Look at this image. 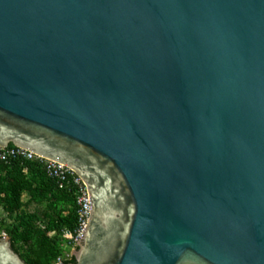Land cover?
I'll list each match as a JSON object with an SVG mask.
<instances>
[{
  "label": "water",
  "instance_id": "1",
  "mask_svg": "<svg viewBox=\"0 0 264 264\" xmlns=\"http://www.w3.org/2000/svg\"><path fill=\"white\" fill-rule=\"evenodd\" d=\"M10 144L87 186L68 264H264V0H0Z\"/></svg>",
  "mask_w": 264,
  "mask_h": 264
},
{
  "label": "trees",
  "instance_id": "2",
  "mask_svg": "<svg viewBox=\"0 0 264 264\" xmlns=\"http://www.w3.org/2000/svg\"><path fill=\"white\" fill-rule=\"evenodd\" d=\"M32 205L38 209L27 210ZM0 210V236L10 237L12 248L27 264H55L59 258L64 264L75 262L65 256L71 246L64 236L77 227L75 189L59 188L40 161H0Z\"/></svg>",
  "mask_w": 264,
  "mask_h": 264
},
{
  "label": "built area",
  "instance_id": "3",
  "mask_svg": "<svg viewBox=\"0 0 264 264\" xmlns=\"http://www.w3.org/2000/svg\"><path fill=\"white\" fill-rule=\"evenodd\" d=\"M15 158L38 160L43 164L47 175L57 181L59 188L69 186L74 187L76 194L77 227L73 233L66 230L64 236L70 241L69 245L71 247L69 249L76 248L90 219L89 193L82 178L79 177L70 167L57 161L44 159L29 150L16 146L0 147V161L8 162ZM2 235H6V233H3ZM65 256H72L71 251L66 252ZM57 262L62 263V259L59 258Z\"/></svg>",
  "mask_w": 264,
  "mask_h": 264
},
{
  "label": "rangeland",
  "instance_id": "4",
  "mask_svg": "<svg viewBox=\"0 0 264 264\" xmlns=\"http://www.w3.org/2000/svg\"><path fill=\"white\" fill-rule=\"evenodd\" d=\"M38 209V207L37 206H34V205H32V206H30V207H28L27 208V210H29V211H35V210H37ZM4 216V214H3V212H2V210H0V219L2 218ZM72 250V249H71ZM70 250V251H71ZM66 252H68V251H66Z\"/></svg>",
  "mask_w": 264,
  "mask_h": 264
}]
</instances>
